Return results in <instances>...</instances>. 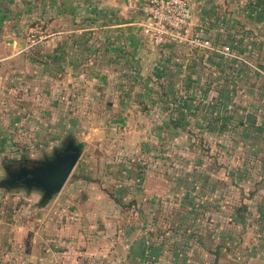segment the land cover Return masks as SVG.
I'll list each match as a JSON object with an SVG mask.
<instances>
[{
    "label": "crops",
    "instance_id": "1",
    "mask_svg": "<svg viewBox=\"0 0 264 264\" xmlns=\"http://www.w3.org/2000/svg\"><path fill=\"white\" fill-rule=\"evenodd\" d=\"M186 2L190 35L211 49L150 43L145 0H0V86L13 74L18 91L11 136L22 121L42 122L45 144L60 139L51 153L71 138L81 159L85 141L65 128L84 114L112 119L127 138L119 171L83 174L46 206L39 198L0 218V264H224L228 254L237 264L246 217L263 210L264 0ZM35 31L42 38L29 45ZM41 77L54 85L19 93ZM194 140L216 141L214 162L193 157ZM215 212L234 226L218 216L211 228Z\"/></svg>",
    "mask_w": 264,
    "mask_h": 264
},
{
    "label": "rangeland",
    "instance_id": "2",
    "mask_svg": "<svg viewBox=\"0 0 264 264\" xmlns=\"http://www.w3.org/2000/svg\"><path fill=\"white\" fill-rule=\"evenodd\" d=\"M261 11L263 13V18H264V7L261 9ZM5 32L6 34H8L9 33L8 29L5 28L4 33ZM142 32L145 35L144 28ZM35 33L29 34V39H30L28 41L29 45L36 44L42 38V34H39L37 31H35ZM5 73L8 74V72ZM12 77H14L13 74L12 75L8 74V76L4 74L2 77L3 83L0 86V106H1L0 109L2 110V112H0V216H1L0 218H2L4 222L10 221V219L12 218L11 216H13L14 214V211L17 212L20 209L22 210L23 209L22 206L36 205V203L38 202L41 196V193L35 190L28 191V193H26V190L22 188H17L14 191H10L11 193L10 192L7 193L6 191H4L3 187H1V184L5 177V170L3 169V164H2L3 160L5 159L14 160V162H12L13 163L12 167H17L18 165L23 164L20 162L24 159L26 160V165H31L35 161H40L46 157H51L52 155L51 149L54 146L59 145L60 143V139L51 142L55 144V145L53 144V146L52 144L48 143L47 145L44 143L46 141H49L51 136H50V129H47L45 134H41L40 130H42V128L39 125H41L42 122L37 126L31 128V125L27 126L26 121H22V123H20L21 124L20 127L17 128L16 126H14L15 132L13 133L16 135V137L14 135L13 137L11 136L12 133V128L10 127V122H11L10 111L12 105L11 99L13 95H16L18 93V91L15 88L14 91H12L13 84H15V80H16V79H11ZM52 77H55V75ZM45 80L50 81L49 82L50 87L54 85L51 84L53 83V79L50 80L49 78H45ZM45 80L41 77L39 79L31 80V82L27 81V83L26 82L23 83L24 87L20 88L21 92L19 93L20 94L22 93L26 94L27 92L29 93L30 92V89L28 88L29 84H32L33 86L31 91L35 92V89L41 88L43 87V85L46 84ZM22 104H25V102ZM38 105L42 106L43 108L48 107L47 104H43V103H38ZM25 110L26 109L24 108L23 111ZM98 112H104L103 106L98 107ZM69 125L70 126L65 128L66 129L65 131H69V133H71L74 137H76L78 141H85L86 148L81 155V159L78 160L77 164L70 173L67 181L62 187L63 190L66 191L68 186L73 184L75 180L77 178H80L83 174L87 176L94 174V170L98 171L99 173L102 172V174H106V175L114 174L116 171L120 170V168L114 166L117 164V159H120V157H122L123 154L122 151L124 150L123 149L124 147H121L123 146L122 144H127L126 136L124 134L122 135L120 131L123 128L115 127L112 119L102 118L99 115L85 116L84 114L80 115L79 118L73 120L72 124L70 123ZM28 127L30 130L34 129L36 132L38 133L40 132L38 136H33L34 139H32ZM198 138L201 140L200 137ZM134 139L137 140V137H134ZM214 143H216L215 140H211L209 142L206 140L203 141L194 140L192 144L197 147V150L192 152L193 157L200 156L203 158V162L205 163L214 162L213 159L215 160L216 156L219 154L218 146L215 145ZM118 153L121 155H117ZM181 154L182 152L180 151H178L177 154H175V152L172 153L173 156L176 155L181 156ZM183 156H185V153L183 154ZM137 159H138V163L133 167L134 170H139L138 167L139 163L145 161L147 158L142 154L140 157H137ZM218 166H219V162L216 161L214 163V169L220 176L223 174V172L219 170ZM165 168L166 166H158V169H160L163 174L166 173ZM232 170L233 168H231L230 170L226 169V172L233 173ZM183 186H185V183L181 184L180 188H182ZM185 188H182V190H184ZM172 198L173 201L171 207L176 209L182 208L180 207V203H176L177 201L176 202L174 201V200H178V202H180L181 198H183L182 195L177 194L174 195V197ZM259 205L262 206L261 208L263 210L259 211L257 214H250L246 217L245 225L243 228L244 232L241 235L243 237L242 247L234 249V251L236 252L239 251L237 255L238 261H236L237 264H264V200L260 199ZM164 206L165 205H163V207ZM217 206L220 207L221 205L217 204ZM221 210L223 212H226L225 209H221ZM222 211L220 212L223 213ZM196 215H197L196 213H192V216H190V218L192 219L191 224H195V225L199 224L198 222H200L199 221L200 218H198L196 221L195 219L197 217ZM179 216L178 218H181ZM218 216H223L225 218L226 225L224 226L228 227L227 229H230L231 227L234 226V223L228 220L227 216L215 212L214 215L211 216V223H210L211 228L215 226L213 222H216ZM184 218L185 221L190 219L188 215H186ZM207 219L208 218H205L204 221H201L202 226L203 224H206L208 222L206 221ZM225 257L228 259L225 258L223 263L231 264L230 258H232V256L228 254Z\"/></svg>",
    "mask_w": 264,
    "mask_h": 264
},
{
    "label": "water",
    "instance_id": "3",
    "mask_svg": "<svg viewBox=\"0 0 264 264\" xmlns=\"http://www.w3.org/2000/svg\"><path fill=\"white\" fill-rule=\"evenodd\" d=\"M82 143L67 139L59 148L52 151L51 157L35 161L31 165L26 162L5 171L1 187L6 190L22 188L26 191L41 193L39 205L46 206L64 186L75 167Z\"/></svg>",
    "mask_w": 264,
    "mask_h": 264
},
{
    "label": "built area",
    "instance_id": "4",
    "mask_svg": "<svg viewBox=\"0 0 264 264\" xmlns=\"http://www.w3.org/2000/svg\"><path fill=\"white\" fill-rule=\"evenodd\" d=\"M137 1L126 0V3L133 8ZM145 3L147 23L144 33L150 43L155 46L174 44L211 49L207 41L190 35L192 10L186 0H145Z\"/></svg>",
    "mask_w": 264,
    "mask_h": 264
},
{
    "label": "trees",
    "instance_id": "5",
    "mask_svg": "<svg viewBox=\"0 0 264 264\" xmlns=\"http://www.w3.org/2000/svg\"><path fill=\"white\" fill-rule=\"evenodd\" d=\"M12 162V160H7V159H5V160H3V162H2V164H3V169L5 170V166H6V164H10Z\"/></svg>",
    "mask_w": 264,
    "mask_h": 264
},
{
    "label": "flooded vegetation",
    "instance_id": "6",
    "mask_svg": "<svg viewBox=\"0 0 264 264\" xmlns=\"http://www.w3.org/2000/svg\"><path fill=\"white\" fill-rule=\"evenodd\" d=\"M12 166H13V163L6 164V166H5V171H6L7 169H11Z\"/></svg>",
    "mask_w": 264,
    "mask_h": 264
}]
</instances>
